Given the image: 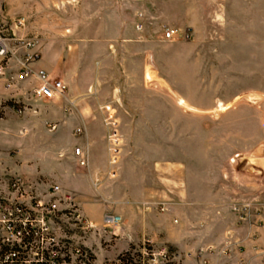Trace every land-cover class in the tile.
<instances>
[{
    "label": "rangeland",
    "instance_id": "obj_1",
    "mask_svg": "<svg viewBox=\"0 0 264 264\" xmlns=\"http://www.w3.org/2000/svg\"><path fill=\"white\" fill-rule=\"evenodd\" d=\"M35 1L0 0V19L10 25L11 18L24 15L26 31L39 37L37 30L92 37L99 24L106 31L117 26L97 20L101 0ZM183 8L148 12L147 26L138 30L147 38H39L40 60L67 83L65 97L32 102L22 114L11 102L0 108V196L16 170L24 175L23 194L17 197L29 201L57 184L52 172L72 179L107 156V170L93 181L99 190L92 201L94 216L82 212L95 227L83 231L71 217L52 219L58 238L66 235L81 247L79 259L67 264H122L117 256L128 249L133 264H182L185 253L176 257L172 245L163 251L145 240L128 245L122 240L123 222L116 235L102 223L103 213L119 212L117 207L132 217L139 207L159 213L153 198L170 175L163 167L176 159L188 163V182L197 185L204 176L212 185H224L227 200L264 201V0H183ZM131 13L118 11V22L126 25ZM46 21L54 27H46ZM187 27L191 39L163 37L165 28L182 33ZM106 104L115 107L119 123L115 165L107 151ZM77 127L84 132L76 135ZM80 145L88 150L84 169L72 157ZM189 158L203 162L201 172L189 168ZM59 186L80 208L76 191ZM120 197L138 202H118ZM252 262L264 264V256Z\"/></svg>",
    "mask_w": 264,
    "mask_h": 264
},
{
    "label": "crops",
    "instance_id": "obj_2",
    "mask_svg": "<svg viewBox=\"0 0 264 264\" xmlns=\"http://www.w3.org/2000/svg\"><path fill=\"white\" fill-rule=\"evenodd\" d=\"M167 8L173 11L183 10V0H101L96 6V10L101 12L97 15V20L107 23L106 25L114 21V26H117L113 29L107 28L106 31L99 24L96 31L98 34L92 37H84L77 33L70 35L67 32L55 37L49 30L37 31L41 34L40 38H147L144 32L135 28L138 12L143 14V24L146 27L148 12ZM129 9L134 10V13L130 14L127 24L123 26L120 21L118 22L117 12ZM45 25L48 28L54 27L49 21ZM56 58L59 60L57 53ZM36 65L52 73L51 66L46 61L40 60ZM118 89L114 87L111 93L115 99ZM38 100L45 99L31 98L30 105L32 102H40ZM82 121L86 122L84 118ZM87 144L92 148L95 145V140L89 133ZM189 162V168L192 166L193 172H201L199 167L203 162H196L194 158H189ZM107 167L105 155L101 165H96L93 161L88 172L77 173L72 179L65 175L62 177L61 173L56 175L52 172L51 175L57 178L58 185L65 183L74 189L81 211L93 217L95 204L92 201L99 192L93 181L102 175ZM163 169L169 171L170 175L164 177L165 187L153 198V202H158L159 208L163 205V210L155 213L139 207L138 214L135 208L134 217L122 208L117 207L119 212L114 211L122 216L123 241L128 245L144 240L163 247L165 244L172 245L176 257H181L182 252L185 253V258H181L182 264H253V259L264 256V201L253 200L255 198L227 200L224 185H212L209 179L203 178L204 176L202 180H196L197 185L188 182V179L184 178L188 163L182 159L172 161ZM16 171L17 176L22 179L24 176L22 172ZM119 199L118 202H138L126 197ZM143 202L146 204L147 201ZM234 203L244 207V218L241 219L240 212L233 209ZM184 235L189 236L187 243L183 240ZM234 260L238 261L234 263Z\"/></svg>",
    "mask_w": 264,
    "mask_h": 264
},
{
    "label": "built area",
    "instance_id": "obj_3",
    "mask_svg": "<svg viewBox=\"0 0 264 264\" xmlns=\"http://www.w3.org/2000/svg\"><path fill=\"white\" fill-rule=\"evenodd\" d=\"M137 17L135 28L142 30L143 14L138 12ZM10 21L8 25L0 19V108L11 102L12 110L22 114L30 105L31 98H64L67 84L36 65L41 58L38 51L39 34L26 31L27 17L24 15L11 18ZM163 37L167 40L177 37L191 39L192 31L190 27L185 28L182 33L165 28ZM102 114L107 129L109 163L115 165L120 152L116 109L112 104H106L102 107ZM83 132L81 127L75 129L76 135ZM73 155L79 166L88 165L87 148L77 146ZM113 174L114 171L111 172ZM23 187L21 177L15 176L8 181L6 195L0 196V264H67L79 259L82 255L79 244L66 235L58 238L51 225L54 217H71L83 231L95 227V223L74 203V195L64 194L58 184H51L47 191L37 194L34 200L24 201L17 197L18 194H23ZM61 201L64 205L59 207ZM160 209H164L163 205ZM233 209L240 212L241 219L244 218V207L235 204ZM102 223L116 235V229L122 224V216L108 210L102 215ZM160 250L163 251L164 247ZM174 262L172 260L166 264H175Z\"/></svg>",
    "mask_w": 264,
    "mask_h": 264
},
{
    "label": "trees",
    "instance_id": "obj_4",
    "mask_svg": "<svg viewBox=\"0 0 264 264\" xmlns=\"http://www.w3.org/2000/svg\"><path fill=\"white\" fill-rule=\"evenodd\" d=\"M130 248H134V245H130ZM117 259L122 262V264H133L132 257L130 256V249L120 253Z\"/></svg>",
    "mask_w": 264,
    "mask_h": 264
}]
</instances>
